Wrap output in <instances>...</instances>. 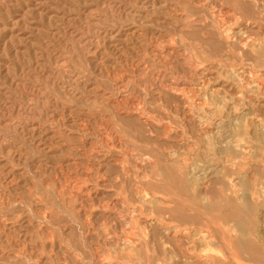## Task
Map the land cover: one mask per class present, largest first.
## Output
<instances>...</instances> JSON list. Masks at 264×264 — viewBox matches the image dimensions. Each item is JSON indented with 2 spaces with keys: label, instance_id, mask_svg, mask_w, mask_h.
I'll list each match as a JSON object with an SVG mask.
<instances>
[{
  "label": "rangeland",
  "instance_id": "obj_1",
  "mask_svg": "<svg viewBox=\"0 0 264 264\" xmlns=\"http://www.w3.org/2000/svg\"><path fill=\"white\" fill-rule=\"evenodd\" d=\"M263 102L264 0H0V264H264Z\"/></svg>",
  "mask_w": 264,
  "mask_h": 264
},
{
  "label": "bare ground",
  "instance_id": "obj_2",
  "mask_svg": "<svg viewBox=\"0 0 264 264\" xmlns=\"http://www.w3.org/2000/svg\"><path fill=\"white\" fill-rule=\"evenodd\" d=\"M229 30V29H228ZM228 34H230V33H228ZM254 46V45H253ZM251 47H252V45H251ZM253 49V48H252ZM258 49V48H257ZM245 94V93H244ZM243 100V99H242ZM260 102H262V101H260ZM195 103V102H194ZM255 103V102H254ZM253 103V104H254ZM264 103V102H263ZM246 107V106H245ZM260 108V107H259ZM202 109V108H201ZM204 110V109H203ZM225 112V111H224ZM235 112V111H234ZM185 117V116H184ZM233 119V118H232ZM235 122V121H234ZM260 125V124H259ZM237 126H239V125H237ZM225 127V126H224ZM263 127V126H262ZM205 130V129H204ZM253 133V132H252ZM208 134H210V133H208ZM255 134V133H254ZM219 135V134H218ZM221 136V135H220ZM263 136V135H262ZM235 137V136H234ZM232 139V138H231ZM240 140V139H239ZM233 141V140H232ZM209 142V141H208ZM222 142V141H221ZM237 142V141H236ZM251 142V141H250ZM227 143V142H226ZM263 146V145H262ZM231 147V146H230ZM238 147V146H237ZM232 149V148H231ZM254 149V148H253ZM243 150H245V148L243 149ZM218 151V150H217ZM219 151H221V150H219ZM260 151V150H259ZM263 152H264V150H263ZM218 154V153H217ZM244 154V153H243ZM261 154L263 155V153L261 152ZM171 155H173V154H171ZM249 155V154H248ZM178 160V159H177ZM228 161V160H227ZM230 162V161H229ZM190 168V167H189ZM188 167L187 168H185V175L186 176H198L197 174H196V172L194 171L195 169L194 168H190L189 169ZM257 168V167H256ZM201 174V173H200ZM232 176V175H231ZM243 176V175H242ZM241 176V177H242ZM244 178V177H243ZM244 179H246V178H244ZM193 181V180H192ZM198 181V180H197ZM195 182V181H194ZM233 182V181H232ZM198 184V183H197ZM191 185V184H190ZM198 186H199V184H198ZM248 186V185H247ZM203 187V186H202ZM229 188H228V191H229V193L230 194H232V195H234L235 194V184H233V183H229V186H228ZM206 188V187H205ZM193 189V188H192ZM263 189V188H262ZM201 190V189H200ZM239 190V189H238ZM224 192V191H223ZM238 192V191H237ZM240 192V191H239ZM242 192V191H241ZM240 195V194H239ZM243 195V194H242ZM250 196V195H249ZM245 200V199H244ZM247 200V199H246ZM250 202V201H249ZM243 205H244V203H243ZM230 209V208H229ZM246 209V208H245ZM235 211V210H234ZM238 212V211H237ZM245 212H247V211H245ZM239 213V212H238ZM260 213V212H259ZM242 214V213H241ZM179 215V214H178ZM243 215V214H242ZM167 216V215H166ZM187 216V215H186ZM153 222V221H152ZM260 223V222H259ZM155 224V223H154ZM232 224V223H231ZM152 225H153V223H152ZM230 225V224H229ZM263 226V225H262ZM261 226V227H262ZM213 230V229H212ZM238 230V229H237ZM263 230H264V228H263ZM177 231V230H176ZM260 231V230H259ZM263 232V231H262ZM175 233V232H174ZM242 233V232H241ZM210 235V234H209ZM237 235V234H236ZM256 236H257V234H255ZM188 236H190L189 234H188ZM260 236H261V233H260ZM174 238V237H173ZM183 238V237H182ZM179 239V238H178ZM199 240V239H198ZM129 241V240H128ZM139 241V240H138ZM181 241V240H180ZM185 242H186V240H184ZM257 241H258V239H257ZM136 242H137V240H136ZM202 242V241H201ZM129 243V242H128ZM189 243V242H188ZM191 244V243H190ZM204 244V243H203ZM246 245V244H245ZM131 246H133V244L131 245ZM222 247H223V245H222ZM221 247V248H222ZM226 246H224V248H225ZM132 248V247H131ZM191 248H193V246H191ZM243 249V248H242ZM194 250V249H193ZM224 250V249H223ZM228 250V249H227ZM189 251V250H188ZM226 252V251H225ZM189 253V252H188ZM253 253V252H252ZM194 254V253H193ZM189 256V255H188ZM254 257V256H253ZM194 258V257H193ZM185 259V258H184ZM185 261V260H184ZM188 262V261H187ZM185 263H186V261H185ZM191 263V262H190ZM197 264V263H196ZM262 264V263H261Z\"/></svg>",
  "mask_w": 264,
  "mask_h": 264
}]
</instances>
